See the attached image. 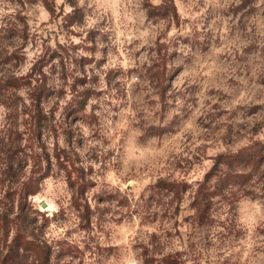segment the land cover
Here are the masks:
<instances>
[{"label":"clouds","instance_id":"9594fccd","mask_svg":"<svg viewBox=\"0 0 264 264\" xmlns=\"http://www.w3.org/2000/svg\"><path fill=\"white\" fill-rule=\"evenodd\" d=\"M0 264H264V0H0Z\"/></svg>","mask_w":264,"mask_h":264}]
</instances>
